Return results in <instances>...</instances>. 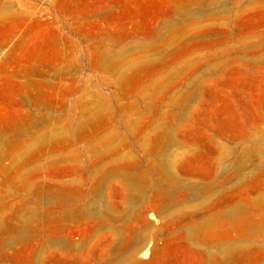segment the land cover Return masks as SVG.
Segmentation results:
<instances>
[{
    "label": "rangeland",
    "instance_id": "1",
    "mask_svg": "<svg viewBox=\"0 0 264 264\" xmlns=\"http://www.w3.org/2000/svg\"><path fill=\"white\" fill-rule=\"evenodd\" d=\"M0 264H264V0H0Z\"/></svg>",
    "mask_w": 264,
    "mask_h": 264
},
{
    "label": "bare ground",
    "instance_id": "2",
    "mask_svg": "<svg viewBox=\"0 0 264 264\" xmlns=\"http://www.w3.org/2000/svg\"><path fill=\"white\" fill-rule=\"evenodd\" d=\"M231 215H233V216H237L238 215V210H233V211H231ZM12 236H14V238H20V239H18V240H21V235L19 234V231H16V232H14L13 234H12ZM20 236V237H19ZM144 241V240H143ZM145 246V244H142L141 246H140V248H142V247H144ZM148 252V251H147ZM145 258H148V255H147V253H146V257ZM126 260H128V259H126ZM125 261V260H124Z\"/></svg>",
    "mask_w": 264,
    "mask_h": 264
}]
</instances>
